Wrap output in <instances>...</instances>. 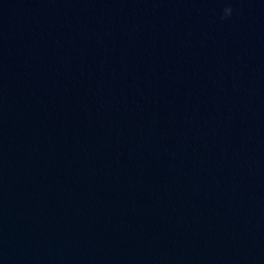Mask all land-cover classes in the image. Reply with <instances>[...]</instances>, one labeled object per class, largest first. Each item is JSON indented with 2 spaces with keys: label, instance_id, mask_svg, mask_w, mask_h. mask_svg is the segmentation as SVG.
<instances>
[{
  "label": "water",
  "instance_id": "water-1",
  "mask_svg": "<svg viewBox=\"0 0 264 264\" xmlns=\"http://www.w3.org/2000/svg\"><path fill=\"white\" fill-rule=\"evenodd\" d=\"M0 264H264V0H0Z\"/></svg>",
  "mask_w": 264,
  "mask_h": 264
},
{
  "label": "clouds",
  "instance_id": "clouds-1",
  "mask_svg": "<svg viewBox=\"0 0 264 264\" xmlns=\"http://www.w3.org/2000/svg\"><path fill=\"white\" fill-rule=\"evenodd\" d=\"M224 12H225V15H226V16L229 15V14H231V12H232L231 7H227V8H225V9H224Z\"/></svg>",
  "mask_w": 264,
  "mask_h": 264
}]
</instances>
